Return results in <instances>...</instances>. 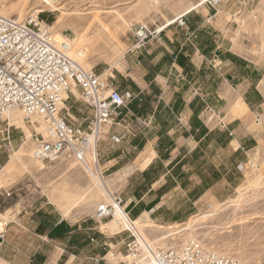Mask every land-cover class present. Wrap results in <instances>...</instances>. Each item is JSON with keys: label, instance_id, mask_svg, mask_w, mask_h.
I'll use <instances>...</instances> for the list:
<instances>
[{"label": "crops", "instance_id": "0c3cea01", "mask_svg": "<svg viewBox=\"0 0 264 264\" xmlns=\"http://www.w3.org/2000/svg\"><path fill=\"white\" fill-rule=\"evenodd\" d=\"M208 14L188 17L196 32L192 45L180 50V39L170 29L164 33V42L151 44L143 55L144 65H135L134 72L129 69L131 89L140 97L129 107L131 117L109 129V135L121 136L122 142L112 149L107 140L98 146L100 162L112 163L106 172L139 151L134 161L109 175L111 181L121 183L124 205L135 218L132 221L146 216L154 224L162 217L152 216L163 208H189L198 196L212 192L216 183L205 178L211 175L206 167L212 147L231 154L237 165L264 143L260 87L264 68L235 48L216 23L205 27ZM187 211L167 220L178 222ZM9 212L0 213V264H76L86 259L95 264L103 256L105 239L119 233L71 224L65 216L45 209L35 214L22 210L12 219ZM107 221L101 223L102 229L111 224ZM104 259L117 261L112 251Z\"/></svg>", "mask_w": 264, "mask_h": 264}, {"label": "rangeland", "instance_id": "374dc122", "mask_svg": "<svg viewBox=\"0 0 264 264\" xmlns=\"http://www.w3.org/2000/svg\"><path fill=\"white\" fill-rule=\"evenodd\" d=\"M7 1L9 4H14L18 0ZM208 1L211 0H206L202 6L198 7L196 5L201 0H61L60 4L69 15L64 16L55 12L49 17V23L50 26H53L59 19L66 25L69 24L70 27L62 32L63 37L72 40L75 37V32L81 37V42L84 40L83 45L80 42L79 45L73 47V51L84 54V60L81 62L84 69H92L98 74H104V77L114 76L125 86L134 89L130 81L132 77L128 73L129 69L132 72L135 71L136 58L127 53L131 47V43L127 40L128 28L132 25L147 24L153 29H159L166 26L175 17L188 12L187 9L191 6H196V9L190 12L189 20L190 16L201 12L211 14L214 10L207 5ZM219 1L215 6L218 12L217 27L223 32L224 37L234 44L235 48L244 50L264 68V0ZM145 7H150L151 10L146 12ZM39 9L42 8L40 4L36 3V0H29L23 7L21 18L27 13ZM46 15H42V18L45 19ZM10 16L19 17L17 11H11L8 17ZM170 29H173L176 32L175 36L180 39V34L174 27L165 30L164 33ZM55 31L56 29L53 27V35ZM164 33L162 42H164ZM143 55L146 54L143 53ZM144 63L146 60L143 58L141 64L144 65ZM260 87L263 93L262 109L264 113V78ZM75 98V101L72 99L75 106L83 109L80 95L75 94ZM12 113L17 115L15 124H13L14 122L10 123L7 115L4 117V121L6 125H13L17 128L13 131V137L18 141L13 143L14 150L12 152L8 153L0 149V213L9 210L12 219L22 210L34 213L35 210L45 209L54 212V214L65 216L71 224L74 222L83 223L103 233L108 230L111 234L120 232L121 227H116L115 224L102 229L101 223L108 221L96 219L97 206L111 203L106 201L100 190L95 189L94 182L86 173L85 168L69 158H61L56 163L49 165L33 161L30 156L32 146L30 140L33 141L29 138L31 131L23 122L19 111ZM20 121H22V126ZM251 121L255 123L254 115L251 116ZM259 127L255 126V128ZM22 133L24 138L21 140L19 137ZM138 153L139 151H135V154L120 161L107 172H104L106 167L112 163L105 165L106 163L100 162L103 168L99 167V169L104 172L103 182L108 184L112 197L120 196L123 200V189L120 188L121 183L111 181L113 176L109 175L134 161L135 157L139 155ZM244 162L246 163L244 169H237L240 163L236 165L231 154H221L215 147H212L209 153L208 167H206V172L210 171L211 175H205L206 179L209 178L213 183H216L212 192L198 196L195 200L197 202L189 208L176 207L175 205L167 210L163 208L162 211L152 216L154 218L161 214L162 218L158 221L153 220L154 224L161 226L175 224L173 228L178 229L179 233L166 240L158 241L159 237L166 235V231H151L152 225L146 223L149 227L143 230V237L153 245L154 249H159L181 247L182 244L191 241L189 236L193 235L196 241L201 242L212 251L232 256L245 264H264V143H260L259 147L249 151ZM253 164L257 166L256 170H252L251 165ZM259 175H261L260 186L255 187L251 183ZM62 183L76 188L79 192L75 204L68 203L66 205L58 199L62 192L56 187ZM191 186L190 184L188 187L191 189ZM232 201H240L239 207H235ZM215 204H220L221 207L213 217L206 221H198L183 230L191 218L196 215L202 216L210 210L209 206L213 207ZM187 209L189 211L180 217L182 220L178 222L167 220L174 219V215ZM130 217L132 220L135 219L131 214ZM109 232L106 233L108 236ZM124 237L120 234L111 235L105 239L107 245H101L103 256L100 257V264H122L124 262L125 259H122V256L125 257V250L121 242ZM108 251H112L117 258L115 263H109L104 259ZM86 261L90 263H86ZM63 263L59 261L57 264ZM76 264H91V261L86 259L82 263L76 261Z\"/></svg>", "mask_w": 264, "mask_h": 264}, {"label": "built area", "instance_id": "2783aa9c", "mask_svg": "<svg viewBox=\"0 0 264 264\" xmlns=\"http://www.w3.org/2000/svg\"><path fill=\"white\" fill-rule=\"evenodd\" d=\"M45 6L58 5L61 0H40ZM219 0L208 1L214 10L203 21L205 27L217 22L215 6ZM55 12H29L23 18L0 16V149L14 150L13 131L4 117L19 110L23 122L30 129V138L36 144L32 158L49 165L61 158H69L83 168H89L95 154L100 164L98 146L107 140L109 148L121 144L122 137L109 135V129L131 117L130 105L138 100L140 93L125 86L114 76L103 77L94 70H85L67 56L69 47L57 45L53 39L49 17ZM47 14L43 19L42 15ZM190 13L175 17L165 29L174 27L180 34V50L193 44L196 32L188 23ZM164 27V26H163ZM162 28V27H160ZM160 28L149 25H132L128 28L131 47L127 53L142 63L151 44L162 42ZM176 58L173 59V63ZM75 89L80 95L83 109L75 106ZM67 94V98H62ZM74 99V101H72ZM209 111H211L209 109ZM43 125L45 131H38ZM23 133L19 139H23ZM241 169V164L237 166ZM106 172V171H105ZM112 204L101 205L95 217L98 221L113 219L116 207L123 222L117 235H124L122 244L125 260L122 264H245L234 257L206 248L201 242H188L181 247L154 249L138 235L131 223L127 207L120 196H114ZM120 219V220H121ZM2 234L0 233V240ZM93 242V239H90ZM99 259L94 260L100 264Z\"/></svg>", "mask_w": 264, "mask_h": 264}, {"label": "bare ground", "instance_id": "6f19581e", "mask_svg": "<svg viewBox=\"0 0 264 264\" xmlns=\"http://www.w3.org/2000/svg\"><path fill=\"white\" fill-rule=\"evenodd\" d=\"M29 0H18L17 3H14V4H9L7 0H0V16L2 17H8L10 15V12H14V11H17L18 15H19V18L22 17V12H23V7L25 5H27ZM206 0H201L200 3H198L196 6H200L202 5L203 3H205ZM36 3L39 5H41V8L42 9H39L37 11H33V12H38V11H41V12H44V10H50L52 12H58L60 13L61 15H64V16H68L69 13L67 12V10L63 7V5H61L60 3L56 6H51V7H47L45 6L40 0H36ZM196 6H191L187 9L188 12L186 13H189L191 10H193ZM154 9V8H153ZM144 10L146 12H149L151 9L150 7H145ZM10 11V12H8ZM156 11V10H155ZM169 24H171V22H168L166 26H168ZM69 25V24H68ZM68 25H66L65 23H63L62 21H59V19L56 20V22L53 24V26H51V30L52 28L54 27L56 29L54 35H53V39L55 41V43L57 45H60V44H66L68 47H69V51L67 52V56L70 60H72L74 63H76L77 65H79L80 67H82V61L84 60V54H82V52H78V51H73V47L76 46L78 43L80 44L81 42V37H79L78 34H76L74 32V39L72 40H69L65 37H63V34L62 32L67 29V28H70ZM142 25H145V24H142ZM166 26L160 28V31L163 30ZM53 34V33H52ZM83 39V38H82ZM84 43V40H82ZM87 41V40H86ZM78 44V45H79ZM86 44V43H85ZM83 45V44H82ZM89 45V44H88ZM83 68V67H82ZM84 69V68H83ZM86 70V69H85ZM102 76L104 77V74H102ZM73 93L74 95L75 94H78V92L73 89ZM67 98V94H63L62 95V98ZM14 111H19V110H14ZM13 111H11L10 113L7 114V118L9 119L10 123L14 122L13 124H15V121H17V115L16 113H12ZM20 112V111H19ZM21 113V112H20ZM22 115V114H21ZM5 120V119H4ZM22 121H20V125L22 126L21 124ZM7 126H10L9 124ZM38 131H41V132H44L45 131V127L43 125H40V127H37ZM31 135V133H30ZM29 135V136H30ZM24 138V137H23ZM30 138V137H29ZM31 152H30V156H31V159L33 160L32 158V149L34 147V145L36 144L35 142L31 141ZM257 150V149H256ZM258 157V156H257ZM35 161V160H33ZM37 162V161H35ZM246 163H242L241 164V169L243 170L244 167H245ZM92 166V167H91ZM89 168H85V171L86 173L88 174V176H90L94 182V186H95V189H98L100 190L104 196H105V199L107 202L111 203L112 205H114L113 203V198H111V194L109 192V189L108 188V184L104 183L103 182V178L101 176V171L99 169V166H98V163H97V159L95 158V154H94V157L92 159V164ZM40 167V166H39ZM252 167V170H256L257 166H255L254 164L251 165ZM101 168V167H100ZM103 168V167H102ZM261 175H259L258 178H256L255 181H253L251 184L253 186H257L259 185V178H260ZM250 184V183H249ZM250 184V185H251ZM249 185V186H250ZM248 186V187H249ZM260 186V185H259ZM57 190H60L62 193H60V195L58 196V199L61 201V203H64V204H68V203H72V204H75L76 201H77V196H78V191L76 188H73L72 186L66 184V183H62L61 185H58V187H56ZM94 189V190H95ZM92 190H93V187H92ZM90 191V190H89ZM88 192V191H87ZM86 192V193H87ZM91 192V191H90ZM92 193V192H91ZM241 197V196H240ZM244 197V196H243ZM243 199V198H242ZM238 200V199H237ZM233 202V201H232ZM238 203H240V201H236V202H233V204L235 205V207H239ZM104 205V204H103ZM101 205L97 206L98 208L100 207ZM220 207L221 205L220 204H215L213 207L212 206H209L210 210L206 213H204L202 216L201 215H196L195 217L191 218L185 225V229L189 228L192 224L194 223H197L198 221H201V220H205L208 219V218H211L213 217L219 210H220ZM97 208V210H98ZM117 208V207H116ZM96 210V212H97ZM119 211H121V208H117V213L115 212V215L113 217V219H108L109 221H111V224L110 225H113L115 224L116 227L122 225L123 227H127L128 226V223H125L122 221L121 219V216L119 214ZM121 219V220H120ZM148 223L150 226L152 225V229L151 231H156V232H160V231H166V235H163L161 237H159L157 240L158 241H163V240H166L168 239L170 236L172 235H175L177 233H179L180 231L178 229H175L173 228L174 225H169V226H160V225H155L153 224L150 220H148V218L146 216L143 217V219H140V220H137V221H132L131 220V225L133 226L135 232L142 236L143 237V230L147 227H149ZM114 228V227H113ZM183 228V227H182ZM144 238V237H143ZM190 240L189 242H195L196 241V238L191 235L189 236ZM145 239V238H144ZM146 240V239H145ZM147 242H149L148 240H146ZM150 243V242H149ZM188 243V242H187ZM186 244V243H185ZM183 245V244H182ZM151 246H153L151 244Z\"/></svg>", "mask_w": 264, "mask_h": 264}, {"label": "trees", "instance_id": "16d2710c", "mask_svg": "<svg viewBox=\"0 0 264 264\" xmlns=\"http://www.w3.org/2000/svg\"><path fill=\"white\" fill-rule=\"evenodd\" d=\"M51 235H52V233H51Z\"/></svg>", "mask_w": 264, "mask_h": 264}]
</instances>
